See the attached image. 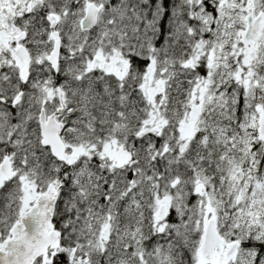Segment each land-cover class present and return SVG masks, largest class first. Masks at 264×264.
<instances>
[{
  "label": "snow or ice",
  "instance_id": "1",
  "mask_svg": "<svg viewBox=\"0 0 264 264\" xmlns=\"http://www.w3.org/2000/svg\"><path fill=\"white\" fill-rule=\"evenodd\" d=\"M0 264H264V0H0Z\"/></svg>",
  "mask_w": 264,
  "mask_h": 264
}]
</instances>
